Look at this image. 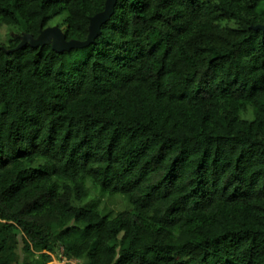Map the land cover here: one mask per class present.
<instances>
[{"label":"trees","instance_id":"trees-1","mask_svg":"<svg viewBox=\"0 0 264 264\" xmlns=\"http://www.w3.org/2000/svg\"><path fill=\"white\" fill-rule=\"evenodd\" d=\"M105 2L0 0V264H264V0H117L81 61L32 45Z\"/></svg>","mask_w":264,"mask_h":264},{"label":"water","instance_id":"water-1","mask_svg":"<svg viewBox=\"0 0 264 264\" xmlns=\"http://www.w3.org/2000/svg\"><path fill=\"white\" fill-rule=\"evenodd\" d=\"M117 0H106L105 8L102 12L95 14L90 19V31L87 39L84 41L78 40H66V37L60 28L57 26H50L45 29L44 33L38 40H33L31 37V43L34 47L44 44L49 40H53V50L61 52L64 50H70L75 47L84 48L89 46L100 34V29L103 23L109 20L114 12V6ZM255 29L264 30V24H259L254 27Z\"/></svg>","mask_w":264,"mask_h":264},{"label":"rangeland","instance_id":"rangeland-1","mask_svg":"<svg viewBox=\"0 0 264 264\" xmlns=\"http://www.w3.org/2000/svg\"><path fill=\"white\" fill-rule=\"evenodd\" d=\"M65 13H63L62 15L60 16H57L56 18H54L50 25L51 26H56L57 24H59V22L65 17ZM60 31L63 32L62 28H60ZM13 34V32L8 29L6 26H1L0 27V45H3V44H6L7 43V39L8 37H10L11 35ZM89 49H81V55L76 59L77 61H81L82 58H83V54H86L88 53ZM87 185L89 186V188L91 189L93 186L91 184L90 181L87 182ZM99 191V189H98ZM121 196V195H119ZM92 202H97V196L93 195L92 193H90V195L88 196V198H86V200H84V202L82 203L83 205L87 206L88 204H91ZM108 202L112 205L111 207L114 209V210H118V209H124V208H127V203L124 199H122L121 197H113V199L111 200H108ZM108 204L107 203V198L104 199V198H101V206L102 204ZM57 259H56V256L55 254L53 253L52 254V260L50 261L51 264H56L57 263ZM73 264H78L77 261H75Z\"/></svg>","mask_w":264,"mask_h":264},{"label":"built area","instance_id":"built-area-1","mask_svg":"<svg viewBox=\"0 0 264 264\" xmlns=\"http://www.w3.org/2000/svg\"><path fill=\"white\" fill-rule=\"evenodd\" d=\"M56 259L58 260L56 264H73L75 260H68L63 255V248L59 249L57 253L55 254Z\"/></svg>","mask_w":264,"mask_h":264}]
</instances>
